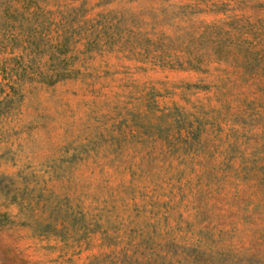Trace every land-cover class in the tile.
<instances>
[{
	"label": "rangeland",
	"instance_id": "rangeland-1",
	"mask_svg": "<svg viewBox=\"0 0 264 264\" xmlns=\"http://www.w3.org/2000/svg\"><path fill=\"white\" fill-rule=\"evenodd\" d=\"M0 264H264V0H0Z\"/></svg>",
	"mask_w": 264,
	"mask_h": 264
}]
</instances>
